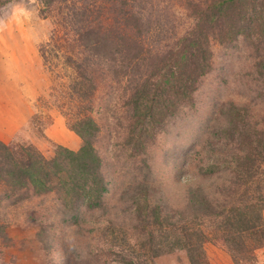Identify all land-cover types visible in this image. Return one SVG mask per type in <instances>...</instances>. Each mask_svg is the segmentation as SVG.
Here are the masks:
<instances>
[{"label": "rangeland", "instance_id": "rangeland-1", "mask_svg": "<svg viewBox=\"0 0 264 264\" xmlns=\"http://www.w3.org/2000/svg\"><path fill=\"white\" fill-rule=\"evenodd\" d=\"M154 1L161 8L150 4L148 9L168 21L167 29L178 35L191 29L194 21L187 0ZM65 5L56 0L48 9L43 0H0V140L33 145L47 158L59 146L78 150L83 145L63 104L68 79L62 69L65 56L45 58L41 50L52 45L48 42L54 34L71 30L73 36ZM260 40L264 38L252 42L240 37L226 45L213 38L214 69L203 78L195 101L180 106L156 130L149 127L141 152L128 144L134 120L126 91L112 80L100 79L92 110L101 127L95 146L104 158L105 177L114 181L104 205H65L57 193H24L26 199L0 205V222L7 223V237L0 238V264H124L120 249L112 245L113 236L131 235L135 211L142 206L132 205L136 198L150 206L169 205V215L177 219L197 185L224 183L225 174L203 175L201 167L223 165L225 157L242 151L229 104L244 107L240 124L262 128L264 84L256 69L260 58L256 45L264 50ZM225 129L232 131H227L230 135L234 132L232 140L223 138ZM219 171L227 173L223 167ZM207 231L210 240L204 247L210 264H264V246L249 255L234 254L215 241L221 237L214 229ZM155 262L189 264V258L185 251L175 250L160 254Z\"/></svg>", "mask_w": 264, "mask_h": 264}, {"label": "trees", "instance_id": "trees-1", "mask_svg": "<svg viewBox=\"0 0 264 264\" xmlns=\"http://www.w3.org/2000/svg\"><path fill=\"white\" fill-rule=\"evenodd\" d=\"M60 1L66 4L73 36L71 30L54 34L48 42L52 45L41 50L45 58L65 56L63 104L83 145L78 150L59 146L47 158L33 145L0 140V205H14L27 198L24 193H57L65 205H104L114 181L105 177L104 158L95 146L101 131L92 115L98 81L112 80L126 91L134 120L128 144L141 152L149 127L156 130L180 106L195 101L203 78L214 69L213 38L226 45L240 37L252 42L264 38V0H187L194 24L182 35L167 29L168 21L148 9L150 4L161 8L154 0ZM55 2L43 0L48 9ZM256 48V69L264 84V50ZM228 108L242 151L225 157L223 165L201 167L203 175L225 174L226 181L197 185L177 219L169 215V205L150 206L136 198L132 205L142 206L135 211L130 234L137 238L126 232L113 236L124 264H156L157 256L175 250L185 251L189 264H210L204 247L210 240L208 229L234 254L249 255L264 246V122L259 123L262 128L240 124L244 107L233 102ZM227 131L232 132L225 129L223 138L232 140L234 132ZM6 230L7 223L0 222V238L7 237Z\"/></svg>", "mask_w": 264, "mask_h": 264}]
</instances>
